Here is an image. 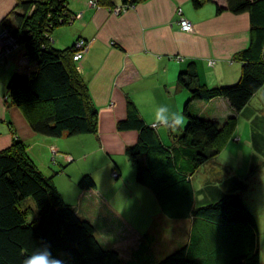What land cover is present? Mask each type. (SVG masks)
<instances>
[{"label": "trees", "instance_id": "trees-1", "mask_svg": "<svg viewBox=\"0 0 264 264\" xmlns=\"http://www.w3.org/2000/svg\"><path fill=\"white\" fill-rule=\"evenodd\" d=\"M143 1L125 0V4ZM206 1L213 0H193V4L199 8ZM96 2L108 8L116 5L114 0ZM69 4L70 0H18L12 14L11 30L36 69L28 76L13 75L9 104L23 112L36 133L50 137L99 133V108L74 60L77 41L64 49L52 41L54 31L75 18ZM224 10L248 12L251 17L250 43L237 54L243 62L239 81L204 84L197 63L191 61L178 76L179 86L191 97L184 107L186 127L175 144L162 141L159 127L141 118L133 100H128L126 118L117 124L119 130L139 132L138 141L126 153L137 181L154 193L163 213L172 220L205 222L194 225L189 243L158 259L152 246L155 236L146 233L131 259L125 260L119 250L98 239L96 225L66 202L55 177L44 173L28 144L17 137L0 151V264H24L39 249L43 253L47 244L63 264H262L259 223L242 194L232 187L210 198L205 186L199 192L203 198L198 199L193 182L201 167L219 157L236 129V113L264 85V0H228L226 7L218 6V12ZM218 97L227 99L235 111L224 123L193 111V101ZM115 172L114 177L120 178V171ZM234 181L240 192L245 191L243 181ZM95 185L91 174L79 181L82 188ZM30 198L37 208L33 220Z\"/></svg>", "mask_w": 264, "mask_h": 264}, {"label": "crops", "instance_id": "crops-1", "mask_svg": "<svg viewBox=\"0 0 264 264\" xmlns=\"http://www.w3.org/2000/svg\"><path fill=\"white\" fill-rule=\"evenodd\" d=\"M17 2L18 0H0V33L7 25H14L12 14ZM114 2L122 5L125 0ZM227 2L228 0L206 1L197 8L193 0H146L135 4L126 12L115 14L108 7L91 4V0H70L69 7L75 18L73 22L58 27L53 33L52 41L60 49L74 45L81 38L89 41L88 51L78 67L99 108V133L78 136L66 134L62 137L41 135L31 128L18 107L9 104L8 84L13 75L19 73L28 76L36 69V65L26 56L22 44L0 62V151L11 146L17 137L26 142L30 155L39 167L46 175L55 177L57 187L66 202L72 204L82 218L89 219L96 225L99 240L103 233H119L110 214L109 202L105 199L107 193L112 194L117 190L116 181L119 178L114 177L115 169L128 182L138 183L137 191L141 199L156 201L160 206L156 197L140 187L143 185L137 181L135 168L126 163L127 147L135 144L139 138L138 131L119 130L117 127L118 122L127 116L128 100L135 102L148 124L155 120L156 111L160 107L168 109L164 115L169 118V124L172 114L183 117V126L177 127L176 131L163 126L158 128L162 141L166 145H172L187 124L184 107L191 94L186 88L179 86L178 76L191 61L197 63L199 78L204 84L224 86L238 82L243 62L237 58V54L250 43L251 17L248 12H218V6L226 7ZM179 7H182L184 16L194 23L193 32L181 28ZM211 61L214 63L211 64ZM192 109L201 117L222 123L235 114L230 102L223 97L210 101L195 100L192 102ZM236 114L238 122L233 135L222 154L208 163L220 164L221 167H218L221 171L217 166L212 167L209 171L213 176H209L200 188H195L199 193L203 187L208 186L211 194L208 191L207 194L211 196L212 193L218 195L228 192L234 187L233 190L241 193L249 206V202L258 203L256 189L257 186L264 185V85L253 95L249 104ZM245 143L252 149V159L248 161V166L243 169L245 173L242 174L222 155L229 152L231 158L236 154H244ZM85 174L94 177L95 186H79V181ZM194 178L195 176L193 182ZM235 178L245 183L242 187L246 188L245 191L240 192L236 188ZM100 185L107 191L101 189ZM67 196H77L78 203H72ZM161 212L160 216H164L156 223V231L155 228L147 231L157 234L152 246L158 259L187 245L194 225L205 224L203 220L193 218L172 220L162 209ZM187 222L189 224L185 237L176 240L178 230L173 231L169 226L173 223L176 228L181 229V225ZM258 223L260 252L264 264V227L259 221ZM162 226L168 231L166 235L171 236L166 245L162 240L163 232L159 233ZM141 237L132 238L137 240L127 248V251L130 250L129 258ZM130 240L131 238L120 236L115 242L107 243V246L119 250L123 257L121 245Z\"/></svg>", "mask_w": 264, "mask_h": 264}, {"label": "rangeland", "instance_id": "rangeland-1", "mask_svg": "<svg viewBox=\"0 0 264 264\" xmlns=\"http://www.w3.org/2000/svg\"><path fill=\"white\" fill-rule=\"evenodd\" d=\"M122 5L123 6L125 5L127 7L129 6L127 10L134 7V5L132 4L124 3ZM120 6L115 5L113 7H109V9L115 14H119V13H116V9L117 7H120ZM11 28H12L11 25H7L6 27H4L3 31L0 33V39L3 36V34L7 32V29L10 30L13 37H17L16 34L13 33V30H11ZM21 45L22 44L18 38V46L13 51L17 50ZM6 58L8 57H5L2 61H4ZM53 151L54 153H56L55 150ZM243 151H244V154H241V155L236 154V156L231 157V158H229L230 157L229 152L224 153L222 155L223 158L225 159L227 158L226 160L229 159L228 163L230 165H233L234 168L237 169V171L242 174L245 173L243 172L244 167L246 165L248 166L247 164L248 161L252 159L251 157L252 149L247 146V143L243 145ZM68 157L70 158L69 155ZM126 163L128 164V166H133L128 156L126 157ZM223 163H227V162H223ZM215 166H217L218 170H219V167H221L220 164H216V165L215 164L212 165L211 163L208 165L206 164L204 165V167H202L201 170L197 172V174H195L194 184L197 189L200 188L202 183L206 182L209 176L212 175L210 174L211 172L209 170L212 167L214 168ZM134 170H135V174L137 175L136 169ZM219 171H221V169ZM126 175H127V172H126ZM116 183H118L116 192L112 194L107 193L105 196V199H107V201L109 202L110 214H111L113 223L117 225L116 229L119 230V233L115 235L103 233L99 236V238L101 239V241H103V243H106L105 245H107V243L111 244L115 242L116 240L120 238V236L122 238H128V239L131 238L130 241H127L125 244L122 243L121 245V249L123 250V258L125 260H128L130 256V250L127 251V248H130V246L134 244L135 240H137V239L132 240V238L144 236V234H146L150 228H153V229L155 228L154 231H156L157 229L156 225L158 224L157 222L161 220L160 218L164 215L162 214V216H160L162 212H161L160 206L157 204L156 201L146 200V198L145 199L140 198V195L138 194L139 192L137 191V186L139 185H137L138 183L136 181L135 183L131 181L128 182V179L126 180L123 177H120L116 181ZM100 187L104 191H107V189H104L103 186L100 185ZM140 187H143L148 192V194L152 195V197L155 198L154 193L149 188H147L146 186L144 187V185ZM263 192H264V185L257 186L255 196L257 197L258 203L252 204L251 202H249L250 203L249 207L254 213V215L257 217L260 224L264 227V195H263ZM142 195L143 194H141V196ZM197 195L199 196L198 199L202 197L201 193ZM66 198L68 200H71V202L74 204L78 203L77 196H67ZM29 203L33 208V213L30 216V220H33V218L37 216V208L32 198L29 199ZM184 224L185 225H181V229L176 228V225L173 223L171 226H169L170 227L169 229H173V231L178 230V237H176V240L185 237V233L187 232L186 231L187 224L189 223L187 222ZM120 232H122V234H120ZM160 232H163L162 240H163V244L166 245V243H168V239L170 240L171 236L168 237L166 235L168 231L165 230L163 226H162V231L160 230L159 233ZM154 235L155 237L157 236L156 233ZM163 246H159V247H163ZM262 254H263V261H264V241L262 243Z\"/></svg>", "mask_w": 264, "mask_h": 264}, {"label": "built area", "instance_id": "built-area-1", "mask_svg": "<svg viewBox=\"0 0 264 264\" xmlns=\"http://www.w3.org/2000/svg\"><path fill=\"white\" fill-rule=\"evenodd\" d=\"M91 4L98 6L96 0H91ZM128 7L123 6V5L120 7H117L116 13L124 12L128 9ZM178 12L180 15L179 23H180L181 28L185 31L193 32L195 29L194 23L190 19L184 16L182 7H179ZM79 16L81 17V14ZM71 22H73V20L70 21V23ZM88 44H89V41L84 38H81L79 41H77V44H76L77 50L74 54V60L77 61L78 63H80L82 59L85 57V54L87 53L88 48H89ZM17 46H18V38L13 37L10 30L7 29V32L3 34V36L0 39V62H2V60L5 57H8L9 54H11V52ZM210 63L213 64L214 61H211ZM159 126L160 125L157 124L154 127H159ZM114 175L118 176V173L115 172Z\"/></svg>", "mask_w": 264, "mask_h": 264}, {"label": "clouds", "instance_id": "clouds-1", "mask_svg": "<svg viewBox=\"0 0 264 264\" xmlns=\"http://www.w3.org/2000/svg\"><path fill=\"white\" fill-rule=\"evenodd\" d=\"M168 110L166 107H160L156 111L155 120L152 121L153 126L159 124L160 126L170 128L172 131H176L177 127L183 126V117L179 114H172L171 123L169 124L167 120L168 117H165L164 112ZM141 118L143 113L140 114ZM24 264H63V261L54 257L50 250V245L45 246V251L40 253V249L30 257H27L24 261Z\"/></svg>", "mask_w": 264, "mask_h": 264}, {"label": "bare ground", "instance_id": "bare-ground-1", "mask_svg": "<svg viewBox=\"0 0 264 264\" xmlns=\"http://www.w3.org/2000/svg\"><path fill=\"white\" fill-rule=\"evenodd\" d=\"M120 6V5H119ZM125 6V5H124ZM115 9V8H114ZM120 14V13H119ZM79 15V14H78ZM80 17V16H79ZM87 40V39H86Z\"/></svg>", "mask_w": 264, "mask_h": 264}]
</instances>
